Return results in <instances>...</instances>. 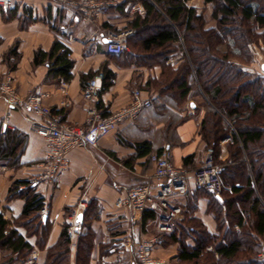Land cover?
Wrapping results in <instances>:
<instances>
[{
  "label": "crops",
  "instance_id": "1",
  "mask_svg": "<svg viewBox=\"0 0 264 264\" xmlns=\"http://www.w3.org/2000/svg\"><path fill=\"white\" fill-rule=\"evenodd\" d=\"M115 1L116 5L122 4V8H113L91 21H83L72 9L45 0H23L24 5H20L12 17L0 10V81L10 78L19 99H24L30 94L46 93L45 104L53 113L62 115V123L84 125L86 115L81 97L82 81L91 74L95 76L99 72L107 71L114 74V78L112 84L101 91L99 96L97 106L103 113L107 114L125 106L134 90H141L143 97L149 98L151 103L150 108L143 110L134 124H119L113 132L103 137L96 147L85 146L70 151L67 155L68 169L60 172L51 184L34 188L47 210V214L39 212V215L49 224L44 245L39 247L38 237L28 233L27 226L21 224V221L16 223L25 199L18 195L10 197L8 190L16 181L29 183L30 179L40 172L44 141L30 128V123L35 117L22 111L16 103L10 105L0 97V135L7 130L9 135L12 134L11 136L16 137L19 142L12 153L11 143L5 141L6 136L1 137L4 141L0 151V215L7 227L14 228L17 235L32 247L30 253H38L36 264H46L48 248L58 242L63 228L70 221L71 212L79 201L85 202L84 212L87 210L86 218L89 220L88 231L92 235L88 264H139L125 251L124 242L130 240L136 243L161 233L158 228L165 213L151 210L141 213L128 209L117 210L114 208V202L129 188L151 181V153L167 149L173 164L190 172L200 165L206 149V143L198 134L202 111L199 114L195 111L197 103L191 100L193 91L186 100L188 113L186 110H178L175 103L156 88L155 82L161 79V66H147L142 60L138 63L132 60L145 59V52L136 47L133 57L125 60L105 51L106 43L99 37L122 35L125 52H129L126 39L134 36L136 32L130 23L136 17L143 18L145 12L141 3ZM187 5L196 8L198 12L204 9L202 0H190ZM23 6L30 9L32 17L36 20L21 27L18 17ZM55 41L69 52L68 59L72 61V67L68 79L48 70V58L34 62V52H48ZM12 46H16V60L8 56ZM14 62L15 67H10ZM166 64L175 68L178 61L173 57ZM261 64H258L259 68L252 64L248 70L264 76L260 69ZM65 102L69 103L68 107L63 106ZM165 123L169 124L165 126ZM168 129L173 132L166 135ZM144 141L149 144L150 152L140 156L129 144ZM227 146L226 140L219 142L217 159L221 162L230 158ZM187 157L191 158L185 161ZM244 161L247 163L246 157ZM236 167L237 163H233L228 174L229 181L241 189L231 193L230 186H226L225 198L231 200L230 207L222 203L220 212L225 217L226 225L233 221L234 229L239 230L235 225V213L241 214L242 223H248L249 218L245 211L250 205L249 200L243 202V195L246 192L245 183L248 176L250 182L252 177L249 170L241 167L236 172ZM238 173L241 176H238ZM187 201L185 197L172 203L179 205L182 210ZM208 205V200L200 196L195 202L192 216L203 224L208 233L215 234L218 232V224L215 216L208 212ZM151 213L154 217H147ZM184 218L185 214L181 212L177 219L170 222L171 230L165 233H170L174 223ZM80 232L82 234L84 229L81 228ZM259 240L261 245L257 254L264 245V240ZM77 244L78 236L74 247L68 244L70 264H75ZM177 253V244L159 245L154 249L153 256L170 258ZM257 254L256 259L264 261L259 260ZM7 255V250H0V264H20L19 260L14 259L15 256H12L14 260H11Z\"/></svg>",
  "mask_w": 264,
  "mask_h": 264
},
{
  "label": "trees",
  "instance_id": "2",
  "mask_svg": "<svg viewBox=\"0 0 264 264\" xmlns=\"http://www.w3.org/2000/svg\"><path fill=\"white\" fill-rule=\"evenodd\" d=\"M125 1L141 3L145 12L143 18L136 17L130 23L136 32L126 39L129 52L118 56L127 60L133 57L137 48L145 52V59L132 60L137 63L142 60L147 66H161V79L155 82L156 88L175 104H182L189 96L195 95L196 87L201 89L209 105L206 104L207 111L201 118L198 134L206 143V148L213 149L214 162L222 167L224 186H230L231 193L241 189L229 181L228 174L233 163H237L236 172L244 167L252 177L250 182L248 176L243 195V202L249 200L250 205L244 210L249 218L248 223H242L241 214L237 212L239 210L235 213V225L240 231L234 229L233 221L226 225L225 217L221 215V204L230 207L231 202L225 198V188L220 199L203 191H191L186 196L187 205L182 209L185 218L175 222L170 233L161 232L155 236L160 238V245L177 244V256L183 264H264V261L256 259L261 245L259 239L264 240V76L248 70L253 63L250 43L261 42L260 39L264 41V0H202L204 7L210 11V26H206L204 9L198 12L196 8L189 7L187 4L190 0ZM122 6L115 5L109 11ZM19 7L20 4L16 3L9 10L1 12L12 17ZM20 9L18 18L21 27L36 20L29 8L23 6ZM229 24H234L233 29ZM62 48L55 41L48 52L36 50L34 62L48 58V70L68 79L72 61L68 59L69 52L66 49L60 51ZM8 56L15 60L18 58L16 46L9 49ZM173 57L178 61L175 68L166 64ZM15 64L12 63L10 67H15ZM93 75L87 76V79ZM113 78L114 74L103 72L101 91L112 84ZM2 134L6 136L5 141L11 143L10 152L14 153L19 144L18 139L9 135L7 130ZM3 135H0V151L3 149ZM223 140L228 143L230 158L221 162L217 154L219 142ZM129 145L140 156L150 152V146L145 141ZM28 184L25 181L14 182L8 195L25 199L16 223L21 221V224L26 225L27 232L36 235L37 245L42 247L49 227L48 221H43L39 215L43 207L42 198L31 186L19 194L15 193L18 186ZM200 196L208 200V212L215 216L218 224L215 234L208 233L203 224L192 216L195 202ZM86 215L87 210L79 222L75 264H88L92 248V235L88 231L89 220ZM147 217H154V214H148ZM81 228L84 229L82 234ZM68 244L64 227L58 242L47 250L46 264H70ZM0 250H7V258L19 260L20 264L32 250L14 228L7 227L1 215Z\"/></svg>",
  "mask_w": 264,
  "mask_h": 264
},
{
  "label": "built area",
  "instance_id": "3",
  "mask_svg": "<svg viewBox=\"0 0 264 264\" xmlns=\"http://www.w3.org/2000/svg\"><path fill=\"white\" fill-rule=\"evenodd\" d=\"M22 1L0 0V10H9L16 3L22 6L24 5ZM45 1L72 9L83 21L98 18L116 5L115 0ZM99 39L108 40L105 51L109 54L120 55L126 51L122 35H108ZM60 51L63 52L64 48ZM102 79L103 73L99 72L81 84V97L86 115L84 125L62 123V115L53 113L45 104L46 93L30 94L24 99H19L10 78L0 81V97H3L10 105L16 103L22 111L33 115L35 118L30 123V128L44 141V156L40 172L30 179L28 185L18 186L15 190L16 194L27 186L35 188L42 184H51L60 172L68 169L67 155L70 151L85 146L96 147L98 142L113 132L119 124H134L142 111L150 108V99L144 98L141 90H134L130 101L125 106L103 115L102 110L97 106ZM63 106L68 107L69 103L65 102ZM149 160L153 165L151 181L129 188L116 199L114 208L128 209L136 213L145 210L164 212L165 217L161 220L159 232H169L170 222L181 215V207L173 204L172 201L185 198L191 191H203L220 199L222 191L226 188L221 179L222 167L214 162L211 147L205 149L200 165L190 172L174 165L170 151L167 149L160 153H151ZM85 207V202L79 201L65 227L70 247L75 246L80 227L77 217L80 214L83 215ZM40 213L47 214V210L43 207ZM159 245L160 238L157 236L148 237L136 243L130 240L124 242L125 251L139 264H183L177 255L170 258L153 256L154 249ZM257 258L264 260V245L257 254ZM37 260L38 253L34 251L26 257L23 264H36Z\"/></svg>",
  "mask_w": 264,
  "mask_h": 264
},
{
  "label": "rangeland",
  "instance_id": "4",
  "mask_svg": "<svg viewBox=\"0 0 264 264\" xmlns=\"http://www.w3.org/2000/svg\"><path fill=\"white\" fill-rule=\"evenodd\" d=\"M209 12H210L209 8L204 7V16H205L206 21H207L206 26L212 25V22L209 18ZM229 26L231 27V29H233L232 27H234V24H229ZM260 41L261 42L250 43V45H249V50H250L252 57H253V63L252 64H254L256 68H259V66H258L259 63H264V41L261 39H260ZM195 91H196V94L192 95V97H191L192 99L191 98L190 99L197 103L196 104L197 108L195 109L197 114H199V112L202 111V116H203V114H205L207 111L206 104L208 103V101H207L205 95L203 94V92L201 91V89H198V87H196ZM208 105H209V103H208ZM175 106L178 110H181V111L186 110L187 113L189 111V106L187 104V101H186V103L184 102V103L179 104V105L175 104ZM185 116H187V114H185ZM168 124L165 123V126ZM173 124H174V122H173ZM164 129H165V127H164ZM171 131L173 132V130L169 131V129H168V130H166L165 134L169 135V134H171ZM171 139H172V137L170 138V140ZM150 237H152V236H150Z\"/></svg>",
  "mask_w": 264,
  "mask_h": 264
},
{
  "label": "water",
  "instance_id": "5",
  "mask_svg": "<svg viewBox=\"0 0 264 264\" xmlns=\"http://www.w3.org/2000/svg\"><path fill=\"white\" fill-rule=\"evenodd\" d=\"M103 42H104V43H107L108 40H107V39H103ZM260 69H261L262 72H264V63H262V64L260 65ZM81 219H82V214L78 215V217H77V221H78V222H81Z\"/></svg>",
  "mask_w": 264,
  "mask_h": 264
}]
</instances>
